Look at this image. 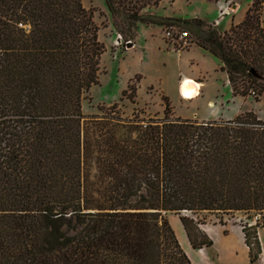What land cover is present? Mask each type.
<instances>
[{"label":"trees","instance_id":"1","mask_svg":"<svg viewBox=\"0 0 264 264\" xmlns=\"http://www.w3.org/2000/svg\"><path fill=\"white\" fill-rule=\"evenodd\" d=\"M162 1L103 0L121 36L132 39L140 25L185 26L220 62L232 95L264 94V0L224 33L143 12ZM97 33L81 0H0V264H190L169 212L195 250L212 245L201 213L221 225L256 217L239 223L256 262L264 121L171 119L167 104L162 119L83 116L104 52ZM127 91L132 101L133 86L122 97Z\"/></svg>","mask_w":264,"mask_h":264},{"label":"rangeland","instance_id":"2","mask_svg":"<svg viewBox=\"0 0 264 264\" xmlns=\"http://www.w3.org/2000/svg\"><path fill=\"white\" fill-rule=\"evenodd\" d=\"M236 1L238 7L231 14H223L218 10L213 13V11L207 9L215 6L225 8ZM81 2L85 9L92 12L93 21L98 27V41L104 47V52L99 60L98 84L92 86L81 101V114L83 116H105V120L118 117L131 119L133 116H137L138 120L143 121L152 118L162 119L166 104L168 106L166 113L171 119L176 117L181 120L197 121L198 123L202 121H223L228 117L232 118L237 110H239V115L251 113L256 117V114L250 109H253L259 116L264 115V107L262 106L260 109L258 103L264 101V94L258 99H255L251 94L246 96L232 95L225 72L221 71L220 68L218 70L215 68L218 64L215 58L208 57V61L196 60L199 64L194 63L186 68L183 67V59L180 64L173 55L157 54L140 48L131 49L136 32L132 39L118 34L114 27L116 20L110 17L103 0H81ZM205 2V0H175L172 4L160 2L157 7L147 8L143 12L151 15L156 13L170 15L181 19L205 17L207 21H213L211 23L217 25L219 30L226 32L232 25H236L243 19L248 6L253 0H219L210 4ZM223 23L226 24L223 25ZM207 24H210V22H207ZM175 25V23H166L159 26L158 34L165 42L167 52L177 54L184 52L185 49L172 50L163 33L164 29ZM180 28L189 34V47L194 45L191 43V35L188 29L185 26H180ZM129 42L131 43L130 47L127 45ZM177 68L182 73H186L187 76L204 82L196 98L183 101L178 95L179 99H176L172 94L170 82ZM199 69L207 73L199 74ZM128 85H132L134 88V99L132 101L129 100L130 91H127L125 96L122 97V92L127 89ZM112 104L117 105L111 108ZM182 214L190 218L193 217L189 213ZM165 219L182 250L181 242L183 243L185 240L186 243V238L179 215L169 212L165 214ZM224 219L238 225L240 221L244 224H253L254 222V218L252 220L246 219V216L241 214L224 217ZM199 220L204 223L217 222L214 216L206 213H201ZM260 232L261 243L264 247V229ZM211 242L212 245L204 249L205 254L211 259L205 260V264H264V258L261 256L263 249H261L258 260L250 263L248 248L239 238H235L233 235L225 236L216 231ZM192 261L197 264L196 258L193 257ZM189 262L192 264L190 260Z\"/></svg>","mask_w":264,"mask_h":264},{"label":"crops","instance_id":"3","mask_svg":"<svg viewBox=\"0 0 264 264\" xmlns=\"http://www.w3.org/2000/svg\"><path fill=\"white\" fill-rule=\"evenodd\" d=\"M167 1L168 0H163L162 2L172 4L175 0H172L171 2H169V1L167 2ZM205 1H206L205 3H209V4L211 3V1H208V0H205ZM233 5H235L234 8H232ZM237 7H238V4L236 1V2H232V4L230 6H226L225 8H222V7L217 8L215 6L214 8H207V9H209V11H211V12L213 11V13L218 10L220 13L222 12L223 14H231L232 11H235ZM222 9H224L223 10L224 12L222 11ZM155 16L159 17V18L181 19L180 17L179 18L178 17H171L170 15H161L158 13H156ZM197 19H199L205 23L210 22V24L214 25L220 33L225 32V31L219 30L217 25H215L214 23H211L213 21H207V19H205V17L197 18ZM243 19H244V17H243ZM241 21H239L237 24H239ZM225 24L226 23H223V25H225ZM158 28H159V25L139 26L137 31H136V36H135L134 42L132 44L133 47H131V49L135 50L136 48H140L141 50H148V51L150 50V51L155 52L157 54L173 55L176 58V61L179 62L180 64H181V60L183 59V61H184L183 67H186V68L188 65L190 66L194 63L199 64L196 60L208 61L207 60L208 57H213L195 45H192L191 47H188L187 49H185L184 52L182 51V52H179L177 54L167 52V50L165 49V42H163L161 36L158 34ZM226 32H227V30H226ZM140 43H142V44L140 45ZM131 49H129V50H131ZM216 61H218V60L216 59ZM215 68L217 70L219 68H221V64L219 61H218V64H216ZM203 72L207 73L206 71L199 69V74H202ZM135 75H139V74H135ZM184 77H189V76H187L186 73H182V71L177 68V70L175 71V73L172 77V80L170 82L171 92L175 96L176 99H179L177 97V94H176L177 83ZM225 77H226V75H225ZM189 78H192V77H189ZM195 81L200 83V85L204 84V82H202L200 80H195ZM201 88H202V86H201ZM230 92H231V88H230ZM231 94H232V92H231ZM235 96H237V95H235ZM231 97H234V96H231ZM258 103H259L260 109L262 106L264 107V101H259ZM250 110L256 114V119L264 121V115L259 116L253 109H250ZM238 115H239V110H237V112L234 114V116L232 118L228 117V118H226V120H223V121L233 120ZM198 228L210 240L213 238V234L216 231H218L220 234H224L225 236H232L233 235V236H235V238H239V240L244 243V236L241 232L240 226L236 223H233L231 221H227L225 219H224V223L222 225L220 223H218V221H217V222L199 224ZM262 229H264V228L258 229L257 234H258V239H259L261 249L264 250V247L262 246V243H261V232H260V230H262ZM182 230H183V227H182ZM183 233L185 235L184 230H183ZM185 238H186V243H185V240L183 241V243L181 242L182 250L185 252V254L189 258V260L192 262V264H194L192 261L193 257L196 258L197 264H205L206 263L205 260H211L208 257V255L205 254V252H204L205 248L198 249V250L192 249L191 246L189 245V242H188L186 235H185ZM261 256H262V258H264V251H263V253H261Z\"/></svg>","mask_w":264,"mask_h":264},{"label":"built area","instance_id":"4","mask_svg":"<svg viewBox=\"0 0 264 264\" xmlns=\"http://www.w3.org/2000/svg\"><path fill=\"white\" fill-rule=\"evenodd\" d=\"M163 33L172 50H184L189 47V34L187 31L175 26H169L164 29Z\"/></svg>","mask_w":264,"mask_h":264},{"label":"bare ground","instance_id":"5","mask_svg":"<svg viewBox=\"0 0 264 264\" xmlns=\"http://www.w3.org/2000/svg\"><path fill=\"white\" fill-rule=\"evenodd\" d=\"M200 89L201 85L189 77L182 78L176 86L177 95L183 101L196 98L200 93Z\"/></svg>","mask_w":264,"mask_h":264},{"label":"water","instance_id":"6","mask_svg":"<svg viewBox=\"0 0 264 264\" xmlns=\"http://www.w3.org/2000/svg\"><path fill=\"white\" fill-rule=\"evenodd\" d=\"M234 7H235V5L232 6V8H234ZM127 45H128V47H130L131 43L129 42ZM252 73L254 74L253 71H252ZM254 76H256V75L254 74Z\"/></svg>","mask_w":264,"mask_h":264}]
</instances>
